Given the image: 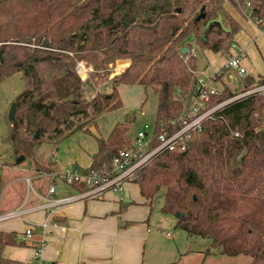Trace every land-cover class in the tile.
Listing matches in <instances>:
<instances>
[{
    "label": "trees",
    "instance_id": "16d2710c",
    "mask_svg": "<svg viewBox=\"0 0 264 264\" xmlns=\"http://www.w3.org/2000/svg\"><path fill=\"white\" fill-rule=\"evenodd\" d=\"M246 1L264 24V0H0V81L21 71L27 83L13 98L16 109L8 119L14 159L24 155L37 169L51 171V159L36 161L37 148L47 143L51 150L75 131L91 132L100 113L122 104L119 86L126 83L155 88V129L166 128L181 113V97L196 76L197 56L189 47L181 51L184 40L193 36L201 49L224 52L240 27L227 3L240 10ZM201 9L204 15L198 17ZM218 14L230 30L216 21L203 30ZM86 55L96 65L129 60L108 92L89 99L83 93L87 79L74 70ZM42 63L60 68L54 92L44 90ZM263 79L247 74L244 83ZM234 93L223 86L209 102ZM263 119L264 94L237 98L204 121L186 150L159 152L135 171L133 181L148 204L162 196L161 210L174 214L177 226L208 240L205 253L246 254L249 264H264ZM128 120L127 115L106 136L96 137L98 147L85 171L108 166L129 143ZM230 127L241 136H232ZM16 242L13 232L0 230V264H15L2 250Z\"/></svg>",
    "mask_w": 264,
    "mask_h": 264
},
{
    "label": "crops",
    "instance_id": "0c3cea01",
    "mask_svg": "<svg viewBox=\"0 0 264 264\" xmlns=\"http://www.w3.org/2000/svg\"><path fill=\"white\" fill-rule=\"evenodd\" d=\"M227 8L240 21L235 15V9L232 7L231 9L229 5ZM260 32L264 35L261 29ZM236 41L245 48L243 45L245 42ZM207 52L217 54L208 49ZM247 60L248 56L245 60L247 74L257 77L260 72L258 74L248 72ZM116 62L126 66L129 60L119 58ZM219 67L214 68L209 75L214 74ZM260 76L264 77V75ZM218 82L221 86L223 84L229 86L220 79ZM218 82L214 80L215 84ZM25 83L26 79L21 71L0 81L3 101L1 110H8L13 98L24 89ZM110 123L102 129L103 136H106L113 127V121ZM3 139L5 144L0 145V168L1 172H4H2L4 183L2 188L0 186V212L19 208L21 213L0 220V230L13 232L14 239L17 241L6 244L2 254L12 258L15 264H33L34 246L39 239L44 240L41 256L51 264L250 263L251 257L246 254L227 256L221 253H205L209 244L208 240L198 247H193L189 245L186 238L192 236L186 232L181 234L183 241L180 244L177 241L172 242L171 237L174 233L170 230L164 233L169 240L167 244L166 241L161 246L157 245L158 243L152 244V240H157L163 231L160 229L161 232H159L150 227L151 206L141 195L139 186L135 182H132L136 187L134 195L127 186L130 182L125 183V190L129 191L131 198L125 207L122 206L123 202L118 194L112 191L105 192L101 198L87 196L71 202L49 204L52 199L76 191L75 185H69L60 180L59 173L68 165L84 170L91 163L92 154L97 150L98 142L88 132L75 131L60 141L54 149L49 150V158L53 161L51 171L39 170L35 163H29L26 166H19L20 162L12 165L4 164L2 159L12 153V150L7 139ZM8 145L9 151H4ZM4 165L7 167L3 168ZM0 179L1 184L3 177L0 176ZM51 184L55 185L53 192L49 191ZM28 225L33 228L32 236L20 240L17 233L23 231ZM153 231L158 234H154ZM150 246L152 252L155 251L153 246H158V252L154 258L152 256L155 252L147 253Z\"/></svg>",
    "mask_w": 264,
    "mask_h": 264
},
{
    "label": "rangeland",
    "instance_id": "374dc122",
    "mask_svg": "<svg viewBox=\"0 0 264 264\" xmlns=\"http://www.w3.org/2000/svg\"><path fill=\"white\" fill-rule=\"evenodd\" d=\"M246 2L245 4H243L244 6L241 7L240 10L238 9V7H235V5L230 2L227 4L230 6V8L232 7L233 9H235L234 10L235 15L240 20L239 21L240 27L235 32L233 40H239L242 41L243 43L244 42L246 43V44L245 43L242 44L245 45V50L248 56V60H247L248 72L257 73V74L260 72L258 75H264V35L260 32V29L262 30V26H264V24L257 23V20L253 15L247 16L246 13L248 12V7L246 6ZM184 44L187 47L190 48L192 47L194 51H192L191 49L190 51L194 52L197 56L196 67H195L197 73H201L203 71L202 73L208 76L209 72L214 70V68L219 67L226 59L225 53L227 50H225L224 52H220L221 54L220 53L210 54L209 52H207V50H203L197 45L193 36H188L184 40ZM87 56L88 55L81 56L75 61L74 70L77 72V74L80 75V77L83 80L87 79V81L83 85L84 88L83 93H84V97L89 99L96 93L108 92L110 90L112 79L122 72V70L125 68V65L121 63H117L116 61L109 62L107 64L96 65V63L91 59H89ZM77 61H82L83 65L88 67V69L86 71L81 70L79 72L76 66ZM39 69L45 80L44 90L48 89L51 92H54L53 89L55 86L53 80L60 73V68L52 64L42 63L41 65H39ZM219 69L222 70V73H217L215 71L212 76L215 82H218L220 79V81L226 82L231 87L230 88L228 86L231 90L236 92L242 88L241 78L236 74H234L233 71L229 70L228 72H224L225 70L224 68L220 67ZM223 72H224V77L222 75ZM216 85L221 86V83L218 82ZM222 86H227V85L223 84ZM25 87H27V83H25ZM119 94L122 100V104L118 108L100 113L101 115L99 114L96 117L95 123L91 125L90 129L92 131L88 133L91 134L93 137L96 138L97 136L103 135L102 129H105V126H107L108 123L113 121L114 124L117 121H123L127 115L129 117L127 123L128 125L127 135L128 138L130 139L129 143L131 142V140L133 139V137L135 136V134L139 129H146L147 126L148 128H150L154 124L155 112L157 106V92L153 86L149 85L146 87L140 83H126L120 86ZM1 99H2V92L0 90V107H1V103L3 102ZM7 112L8 110L5 111L0 109V145L2 143L5 144L3 138L7 139V132H8ZM8 149H10L9 145L7 146V148L4 149V151H9ZM49 149L50 146L47 143L39 146L36 151V157H35L36 161H43V162L48 161V159H50ZM2 161L4 164H9V165L16 164L12 153L7 154L4 157V159H2ZM29 163L32 164L35 162L32 158H25L22 161H20L19 166H23V165L26 166V164ZM6 167L7 165L6 166L4 165L3 168ZM0 172H1V168H0ZM2 172L0 173V176L3 177V180L1 181L0 184L1 188L4 183V175H3L4 172L3 173ZM130 183L129 184L127 183L128 184L127 186L131 194L134 195L136 187L133 185L132 181ZM162 202H163L162 196H159L156 199H154L153 202L151 203V210L149 211L150 227L154 228V230H157L159 232H161L160 229L163 231V234L160 235L158 239L156 238L157 240L153 241L151 239L152 244L158 243L157 245L161 246L162 244L165 243V241L167 244L169 240L166 239L167 236L164 234L165 231L167 230H170L172 233H174V236L171 237L172 242L177 241V243L180 244L181 241H183L181 234H186L187 232L183 228L176 225V216L174 214L161 210ZM153 232L156 235L158 234L156 231ZM186 238H188L187 242L189 243V245L193 247H198L199 245H202L204 241L207 242V239L205 237H201L199 235L186 237ZM153 247L155 249L154 251L155 254L152 256V258H154L156 253L158 252V246H153ZM154 252H152L151 246H150V250L147 249V253L153 254Z\"/></svg>",
    "mask_w": 264,
    "mask_h": 264
},
{
    "label": "built area",
    "instance_id": "2783aa9c",
    "mask_svg": "<svg viewBox=\"0 0 264 264\" xmlns=\"http://www.w3.org/2000/svg\"><path fill=\"white\" fill-rule=\"evenodd\" d=\"M246 6L248 7L247 16H252L249 1L246 2ZM262 32L264 33V26H262ZM189 49L194 51L192 47ZM225 54L226 59L220 67L225 69L224 72L231 70L241 78L242 88L239 91L211 104L209 102L211 95L220 91L223 86L219 87L214 83L213 74L207 76L202 72L196 73L190 91L181 97L183 101L181 113L173 118L166 128L156 130L153 124L150 128L147 126L146 129H139L129 144L119 148L112 155L108 166L103 165L100 169L91 171L78 170L72 165L64 167L59 173L60 180L73 186L75 183L82 182L85 188L79 189L75 185L74 193L52 199L49 204L71 202L87 196L101 198L107 191L116 192L122 199L126 188L125 183L134 182L136 169L147 163L155 154L164 150L178 152L186 150L192 138L203 129L204 121L214 118L227 103L255 92L264 94V79L260 83L245 86L244 77L247 75L245 48L236 40H232ZM76 66L79 72L88 69L82 61H77ZM218 69L216 72L222 73V70ZM260 127L264 130V119ZM230 128L232 136H241L238 128ZM49 191H55L54 184L50 185ZM20 213L19 208L0 212V220ZM32 229L31 225L26 226L23 231L17 233L18 238L25 240L31 237ZM43 243L44 240L39 239L34 246L33 264H51L41 256Z\"/></svg>",
    "mask_w": 264,
    "mask_h": 264
},
{
    "label": "water",
    "instance_id": "95a60500",
    "mask_svg": "<svg viewBox=\"0 0 264 264\" xmlns=\"http://www.w3.org/2000/svg\"><path fill=\"white\" fill-rule=\"evenodd\" d=\"M203 15H204V12H203L202 9H201L200 13L198 14V17H201V16H203ZM213 21L219 22V23L221 24V26L224 28V30H226V31H229V30H230V28H229V27H226V26L224 25V23L222 22V16H221V14H218L216 17L209 19V20L206 22L205 26L203 27V30H205V29L207 28V26H208L211 22H213ZM186 50H187V46H184V47H182V49H181L182 52H185ZM15 109H16V103H15V101H12L11 104L9 105L8 112H7V117H8V119L11 120V119L13 118L14 113H15ZM37 135H38V133L36 132V133H35V136H37ZM24 158H25L24 155H19V156L16 157L15 161H16L17 163H19V162L22 161ZM193 197L195 198L196 196L193 195ZM130 200H131V198H130V196H129V191H128V190H125V191H124V196H123V198H122V202H123V203H122V206H124V207L127 206L128 202H129Z\"/></svg>",
    "mask_w": 264,
    "mask_h": 264
}]
</instances>
